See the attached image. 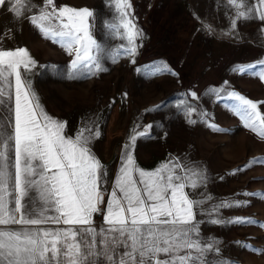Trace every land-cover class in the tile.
I'll list each match as a JSON object with an SVG mask.
<instances>
[{"label": "rangeland", "instance_id": "1", "mask_svg": "<svg viewBox=\"0 0 264 264\" xmlns=\"http://www.w3.org/2000/svg\"><path fill=\"white\" fill-rule=\"evenodd\" d=\"M28 2L22 17L7 3L0 6V33H13L35 61L28 74L32 90L44 111L65 123V134L74 137L83 128L98 132L90 148L108 174L109 192L128 145L142 170L169 162L195 169L203 173V182L185 192L202 201L195 210L199 238L215 241L219 249L208 260L264 264V139L245 126L231 110L236 101L227 97L229 92L243 96L264 116V6L259 0H241L240 10L251 11L238 19L228 0H129V19L141 33L134 56L125 51V30L110 34L105 26L116 15L109 0H54L57 8L93 11V37L105 49L103 71L72 76L75 53L31 22L45 0ZM114 51L120 53L115 59L109 55ZM177 174L183 175L180 169ZM225 202L233 206L213 211ZM213 219L222 223H210ZM236 219L253 223H230ZM95 221L101 224L102 217L96 215Z\"/></svg>", "mask_w": 264, "mask_h": 264}, {"label": "snow or ice", "instance_id": "2", "mask_svg": "<svg viewBox=\"0 0 264 264\" xmlns=\"http://www.w3.org/2000/svg\"><path fill=\"white\" fill-rule=\"evenodd\" d=\"M6 3L18 17L31 7L28 0H0V6ZM228 3L237 9V19L248 17L251 9L241 11V0ZM259 3L264 6V0ZM109 5L116 15L105 26L110 34L125 30V51L134 56L141 33L129 19V0H109ZM31 22L75 53L70 76L104 70L105 49L93 37V11L57 8L54 0H45ZM119 54L109 55L115 59ZM34 66L26 49L0 50V264H211L208 254L219 249L215 241L199 238L195 210L202 201L185 192L203 182V173L173 162L142 170L128 145L109 192L108 174L90 148L98 132L83 128L74 137L65 134V123L48 115L32 90L28 74ZM227 97L236 101L231 110L245 126L264 139V116L257 105L235 92ZM232 206L225 202L213 211ZM96 215L102 217L99 225Z\"/></svg>", "mask_w": 264, "mask_h": 264}, {"label": "crops", "instance_id": "3", "mask_svg": "<svg viewBox=\"0 0 264 264\" xmlns=\"http://www.w3.org/2000/svg\"><path fill=\"white\" fill-rule=\"evenodd\" d=\"M20 49L18 40L13 33H5L4 37L0 33V50L14 51ZM14 82V80H12ZM13 88H14V83Z\"/></svg>", "mask_w": 264, "mask_h": 264}]
</instances>
